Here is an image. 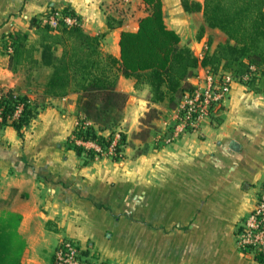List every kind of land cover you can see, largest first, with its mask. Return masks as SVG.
I'll list each match as a JSON object with an SVG mask.
<instances>
[{"label": "crops", "instance_id": "obj_1", "mask_svg": "<svg viewBox=\"0 0 264 264\" xmlns=\"http://www.w3.org/2000/svg\"><path fill=\"white\" fill-rule=\"evenodd\" d=\"M161 3L164 22L195 55L226 40L206 26L201 8L185 11L181 0ZM64 8L117 58L121 31H136L149 9L144 0H0V88L40 100L41 91L10 70L7 39L29 31L31 18ZM108 16L114 19L110 29ZM117 89L128 93L120 124L125 145L117 160L73 147L77 93L46 98L21 135L12 125L0 126V217L18 220L25 243L21 264H49L64 238L110 264H264L244 255L236 241L264 184V83L235 82L222 109L198 131L158 145L154 139L167 132L173 113L164 102L150 104L148 87L135 88L132 77L120 75ZM150 106L163 112L154 121L156 137L132 139L146 128L141 119Z\"/></svg>", "mask_w": 264, "mask_h": 264}, {"label": "trees", "instance_id": "obj_2", "mask_svg": "<svg viewBox=\"0 0 264 264\" xmlns=\"http://www.w3.org/2000/svg\"><path fill=\"white\" fill-rule=\"evenodd\" d=\"M181 3L185 11L201 8L206 26L223 32L226 40L214 49L207 47L200 56L195 55L164 22L161 0H144L149 9L139 19L137 30L121 31L120 58L103 52L101 36L87 33L80 23L51 27L37 17L31 18L30 30L36 38L31 40L29 31L10 33L6 45L11 49L8 65L13 73L25 76L28 88L41 91L40 100L32 101L28 94L16 89L0 88V126L12 125L21 135L46 105V98L77 93L79 124L73 134L106 148L110 134L120 127L128 100V93L117 89L120 75L134 78L135 88L146 85L148 102H164L171 112L184 93L193 90L192 79L199 67L229 72L238 79L250 74L245 82L250 87L264 83V0H204L202 5L181 0ZM62 11L75 15L66 8ZM106 21L108 28H112L114 19L108 16ZM39 70L44 72L43 84L34 75ZM30 80L37 84L33 86ZM19 106L22 108L14 117ZM160 114L156 106H150L141 119L146 128L139 133V139L144 141L146 135L156 131L154 121ZM81 121L89 124L84 126ZM123 142L122 134L120 144ZM73 147L78 154L95 155L93 150ZM116 151H120L119 145ZM13 221L0 217V264H21L25 243L16 229L18 220ZM255 259L264 261L259 255Z\"/></svg>", "mask_w": 264, "mask_h": 264}, {"label": "built area", "instance_id": "obj_3", "mask_svg": "<svg viewBox=\"0 0 264 264\" xmlns=\"http://www.w3.org/2000/svg\"><path fill=\"white\" fill-rule=\"evenodd\" d=\"M43 23L51 27L72 26L80 23V19L72 13L62 10L50 11L40 18ZM203 46L202 52L206 49ZM8 50H11L8 48ZM202 53H200L201 55ZM253 70L254 67L251 66ZM250 74H245L241 79L229 72L211 71L199 67L196 76L192 79L194 88L185 92L178 106L172 112L173 117L166 125V131L158 135V139L169 144L183 137L189 131H198L203 124L217 114L224 106L235 82L245 83ZM22 106H19L14 117L18 116ZM1 111V110H0ZM84 126L88 121H81ZM79 120L76 121V125ZM110 143L104 148L91 140H82L73 134V145L93 150L95 154L105 153L117 155L116 148L120 145L121 130L117 129L109 136ZM237 246L244 255H259L264 258V184L257 193L252 210L241 220L237 231ZM49 264H110L104 259H97L86 254L81 245L74 239L64 238L55 247Z\"/></svg>", "mask_w": 264, "mask_h": 264}, {"label": "rangeland", "instance_id": "obj_4", "mask_svg": "<svg viewBox=\"0 0 264 264\" xmlns=\"http://www.w3.org/2000/svg\"><path fill=\"white\" fill-rule=\"evenodd\" d=\"M29 32H30V37H31V40H34L35 38H36V35L32 32V30H29ZM44 72L42 71V70H39V71H36V72H34V75L36 76V77H38V79H41V77L43 76L42 74H43ZM161 111V114H160V116H163V112H162V110H160ZM165 117V116H164ZM156 128V127H155ZM119 129H121V136H122V134L124 135V132H123V130H122V127H119ZM143 130V129H142ZM141 130V131H142ZM140 131V132H141ZM140 132H137V133H134V134H132V136H131V138L132 139H138V137H139V133ZM145 135V134H144ZM155 135V133L153 132V131H151V133H149V135L147 136L146 135V137H145V139L146 138H148V137H150V136H154ZM155 137H156V135H155ZM154 142L158 145V143L159 142H161L162 143V141H160L159 139L158 140H156V139H154ZM124 145H125V142H123V143H121L120 145H119V147H120V151L118 152V154L117 155H111V154H108V156L110 157V158H115V157H117V158H121L122 156H123V150H124ZM136 155L139 153V149H136V151L134 152Z\"/></svg>", "mask_w": 264, "mask_h": 264}]
</instances>
